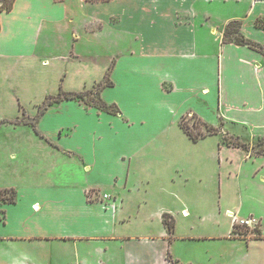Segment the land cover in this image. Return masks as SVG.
<instances>
[{
	"label": "crops",
	"instance_id": "0c3cea01",
	"mask_svg": "<svg viewBox=\"0 0 264 264\" xmlns=\"http://www.w3.org/2000/svg\"><path fill=\"white\" fill-rule=\"evenodd\" d=\"M67 3L68 0H14L7 12L14 15L23 10L28 17L37 6L56 13L66 9ZM71 7H76L82 17L85 15L84 28L89 31L101 30L106 22L113 30L116 28L115 42L120 43L122 35H129L123 40L128 42L127 59L130 58V63L140 59L147 62L144 69H135L138 70L135 74L146 79L143 89L150 86V80H155L162 101L151 95L139 96L143 91L133 81L130 89L135 92L136 106L163 108L168 104L166 96L177 93L180 105L201 102L219 122L204 120V115L193 105L188 106L180 110L176 122L181 139L190 143L191 149L183 150L178 144L170 143L172 138H168L162 149H145L161 137L151 136L146 141L140 139L134 150L105 154L102 159L94 150H89L88 141L102 142V136L88 134L84 124L88 111L78 103L73 106L59 101L60 109L70 110L71 114L74 108L76 114L81 111L79 123L73 121L74 128L80 129L81 134L58 136L56 130L54 137L46 136L40 124L46 117H52L57 126L74 119L69 114L59 117L49 105L35 119L33 129L41 131L49 140L60 142L62 149L48 145L66 155V164H72L71 157L75 156L80 175L73 179L71 168L67 169L66 165L57 168L41 159L49 163L33 166L29 176L25 170H18L17 183H0V189L15 191L12 202L0 200V264H171L170 260L181 264V247H185L179 241L233 238L241 243L242 239L231 235L232 212L243 210L246 195L242 180L257 179V172L264 168V155L251 157L239 153L235 167L233 158L226 152L223 155V150L194 148L213 134L193 142L179 126V121L183 115L194 113L208 125L241 127L248 134L247 140L264 135V0H73ZM7 12L0 13V23L1 14ZM234 19L241 22L242 34L263 46L262 50L247 44L222 42L226 23ZM57 20L53 16V21ZM71 31L73 46L82 37L77 29ZM123 56L120 49L113 56L112 78L121 68L126 70L125 64L119 65ZM113 82L110 87L116 86ZM106 88L102 91L103 98ZM64 104L67 105L64 107ZM102 116L123 117L122 121L128 126L135 122L121 110L115 115L105 113L96 117ZM137 122L144 125L146 121L140 117ZM227 131L240 137L236 131ZM35 134L47 143L39 136L41 133ZM82 134L85 135L80 137ZM74 139L83 140L82 145H67V141ZM105 144L108 145L107 141ZM246 163H250L252 169L245 167L244 170ZM110 164L113 171L107 169ZM260 178L256 182L264 184V177ZM232 179L238 187L237 202L224 205L225 193L221 188L224 180L229 187ZM211 187L217 188L216 213L225 217L226 227L222 233H196L192 222L183 225L179 217L188 220L192 215L194 221H205L207 214H191L190 205L199 207L210 202ZM256 197L258 203L263 202ZM245 212L259 216V230L264 236L263 211L259 208L257 212L255 209ZM164 213L174 220L171 235L163 223ZM211 223L220 227L215 220ZM256 240L264 241V237ZM251 241L252 238L249 243ZM205 250L211 253L208 248ZM204 252L200 247L196 253L208 263L199 260L196 264H216L209 261L212 255L204 257Z\"/></svg>",
	"mask_w": 264,
	"mask_h": 264
},
{
	"label": "rangeland",
	"instance_id": "374dc122",
	"mask_svg": "<svg viewBox=\"0 0 264 264\" xmlns=\"http://www.w3.org/2000/svg\"><path fill=\"white\" fill-rule=\"evenodd\" d=\"M72 2L73 0H68L66 9L63 8L56 13L49 9L36 6L33 12L28 14V17L25 16L23 10H19L14 15L10 12L1 14L0 183H17L19 180L15 177L18 176V170H25L27 172L25 173L26 176H29L28 173H32L33 166L38 165L37 167H39L49 162L57 166V168L63 165H66L65 167H67V169L71 168L73 179L80 175L77 170L78 161L76 157H71L72 164H66V160L68 161L66 155L48 145V143H50L52 146L62 149L60 142L49 140L44 137V134L42 135L41 131L37 130L38 133H41L39 136L44 137L47 143L40 139L38 135L35 134L36 132L31 122L34 117L39 118L44 113L40 115L37 114L38 107L42 104L45 97L48 95H56L59 88L76 92L83 91V98L62 101L68 104H74L73 106H75V103H78L79 106H82L84 110L88 111V114H85L86 119L84 120V122L86 121L84 124L86 130H88V134H93L97 137L102 136V142H96L94 139L88 140L90 144L89 150H94L96 155H100L102 159H104L106 155H115L120 151L134 150L140 142V139L146 141L151 136L161 137L158 142L150 143L145 149H162L166 142H168V138L170 140L171 138L174 139L172 140L173 142L170 143L178 144L183 150L186 148L191 149L192 146L188 145L190 143L186 144L183 142L184 140L181 139L182 135L177 129L176 122L180 110L188 106L193 105L198 113L204 115H202L205 117L204 120L218 124V120L213 112L200 104L201 102H190L189 104L183 102L180 105L179 94L177 93L166 96L165 102L168 104L163 108H157L155 106L151 108L147 106H136L135 92L130 89V84L133 81L137 83L139 86L138 88L143 91L142 93L138 91L140 94L139 96H141V94H146L148 97L151 95L155 100L162 101V96L156 90L155 80H150V86H148L147 89H143L146 79L138 77L135 74V72L138 71L135 69H144V65L147 62L144 59H140L137 63H130V58L127 59L126 57L129 51L126 46L128 42H123L129 35L126 37H123V35L121 36V44L115 42L114 33L116 34V28L113 30V27L108 23L106 24V22H103L105 27L101 30L89 31L85 29L83 22V20L86 19L85 15L82 17V13H80L76 7H71ZM53 16H56L58 20L53 21ZM25 17L27 18L25 19ZM73 28L81 33L82 39L75 42L72 46L74 38L71 37V29ZM121 34L127 35L125 33ZM119 49L120 55H124L119 61V65L125 64L127 68L126 70L121 68L120 70L122 71L118 70L112 78L111 70L114 64L113 56H116ZM71 50H73V52ZM11 53H14L15 56H10ZM117 60H119V58H117ZM170 69L175 71L173 68ZM175 69L177 70V68ZM113 80L116 86L110 87L114 84ZM101 84H105V86L97 91L98 85L100 86ZM105 88L106 90L103 98L102 91ZM134 89L136 88L134 87ZM98 95L101 96L107 104H111V102H107L105 99L116 102L119 106L118 111L120 112L121 110L126 115L128 114L131 119L135 121L134 124L130 126L124 124V121H122L123 117L115 119V116L110 118L102 116L97 118L96 116L104 115L105 113L109 114L104 108L96 104ZM49 105L53 106L56 110L55 113L60 114L59 117H66L67 114H69L74 119L68 120V122H62L57 126L56 121L52 119V117H46L40 124L42 129L46 131L47 137L50 138L57 135L56 130L58 131V136L68 135L70 133L81 134V130L74 128L75 124L73 123L75 120L79 123L80 110L78 114H76L77 110L74 108L71 114L70 110H66L65 108L60 109V102ZM49 105H47V107ZM66 105L67 104H64V107ZM110 115H112V113H110ZM140 117L146 121L144 125L137 122ZM194 118L195 116L193 114L187 113L184 115L183 122L193 126ZM70 121H72L73 124L70 123ZM81 124L83 125L82 122ZM198 129L201 131L205 130L204 126L200 125V123L197 124L196 128H193L194 131ZM226 130L236 131L240 137L236 136L237 134L228 133ZM83 135L85 134H82L80 137ZM247 138L248 134H246L241 127L232 126L230 124H220L217 126V133L209 136L205 141H201L194 148H200L201 150L213 149V151L223 150L222 154L225 155V152L229 154L233 158V165L237 167L238 164L236 160L239 159L238 156H240L241 153H245L251 157L255 155H264V135L254 137L250 140H247ZM237 140L242 142L244 146H234L233 141ZM105 141H107L108 145L105 144L104 146L103 143ZM66 143L67 145L81 146L83 140L77 142L74 139ZM41 159L48 160L49 162ZM141 159L144 158L142 157ZM111 164L110 167L107 168L109 171H113V166H111ZM245 167L250 168L251 164L246 163V165L243 166L244 170ZM63 168L61 169L63 170ZM257 174V179L254 178V180L251 179V181L248 179V182L242 180L243 194L246 195L243 199L244 207L240 213L235 212L236 210L232 212V220H234L235 217H248L250 215L259 220V216L253 212L246 214V209H255L257 212L260 208L264 214V184L262 182H256L260 177H264V168L260 169ZM99 175L103 177L102 173ZM226 181L224 180V184L221 188L222 193H225L223 198L224 205H235L238 191L236 181L235 179L230 180L228 182L229 187H226ZM104 188H108V186ZM210 189V202H205L199 207L190 205L191 214L192 212L207 214V216H205V221H194L192 215L188 220L179 217V223L183 225L192 222L196 233H222L226 227L225 217L219 216L216 213L217 188L211 187ZM207 191L209 192V189H207ZM5 194L6 197H8L10 192H5ZM247 195L251 197H247ZM256 196H259L261 198L260 200L263 202L258 203L259 200ZM192 207L196 209H192ZM214 220L219 222L220 227L212 225L211 222ZM259 225L257 227L258 229ZM237 229L240 231V235H236V233L232 232L231 235L242 239L241 243L235 241L233 238L232 240L207 238L195 240L194 238L179 241V243L185 247H181L183 255L181 256L183 258L181 264H196L199 260L208 263V261L199 258L198 253H196L200 247L202 252L205 251L203 253L204 257L212 255L209 259L211 263L264 264V241L256 240L264 236L261 235L260 231L259 234H257L247 227L238 226ZM251 238L252 241L249 243ZM207 248L211 253L205 250ZM176 251L179 253L180 248L177 247ZM175 264L179 263L175 262Z\"/></svg>",
	"mask_w": 264,
	"mask_h": 264
},
{
	"label": "trees",
	"instance_id": "16d2710c",
	"mask_svg": "<svg viewBox=\"0 0 264 264\" xmlns=\"http://www.w3.org/2000/svg\"><path fill=\"white\" fill-rule=\"evenodd\" d=\"M13 2H14V0H0V13L3 11H5V12L10 11L12 8ZM0 28H1V23H0ZM240 29H241V22L239 20L234 19V20L228 21L226 23L224 31H223L222 42H234V43H238V44H247L248 46L253 47V48H257L260 50L263 49V46L254 44L249 39H247L242 34ZM104 86H105V84H101L100 86L98 85L97 91H99L101 89V87H104ZM83 97H84L83 91L76 92V91H72V90H64L62 88H59V91L57 92L56 95H48L45 97V99L42 101V104L39 105V107H38V113L37 114L40 115L41 113H43L45 108L49 104L59 102L61 100H71V99H77V98H83ZM96 104L99 107L104 108L109 113H112V114L118 113V108L115 104H113V103L107 104L106 102H104V100L99 95L97 96ZM192 114L195 116L193 126H190V125L183 122L184 115L181 117V119L179 121V126L183 129V131L187 134V136L193 142H196L198 139H201V138L205 137L206 135L217 133V127L216 126L208 125V124L204 123L199 116H197L194 113H192ZM35 119L36 118L34 117L31 121L33 124V127H34ZM198 123H200V125L204 126V128H205L204 131H201L199 129L197 131L193 130V128L197 127ZM233 145L234 146H244V144L238 140L233 141ZM5 192H10L8 197H6ZM14 192L15 191L12 188L0 189V200L2 199V200H7L9 202H12L14 200V196H15ZM163 223L165 224L169 234L171 235L172 230H173L174 220L170 214H168V213L163 214ZM237 228H238V226L236 224H233L232 225V233H236V235H240V231ZM253 231L255 233L259 234L260 230L258 228H255V229H253ZM170 263L175 264V262H173L172 260H170Z\"/></svg>",
	"mask_w": 264,
	"mask_h": 264
},
{
	"label": "built area",
	"instance_id": "2783aa9c",
	"mask_svg": "<svg viewBox=\"0 0 264 264\" xmlns=\"http://www.w3.org/2000/svg\"><path fill=\"white\" fill-rule=\"evenodd\" d=\"M102 196L107 197V194H103ZM233 221H234V224L238 226L250 228V230L257 228L259 225V220H257L252 215L248 217H235Z\"/></svg>",
	"mask_w": 264,
	"mask_h": 264
}]
</instances>
